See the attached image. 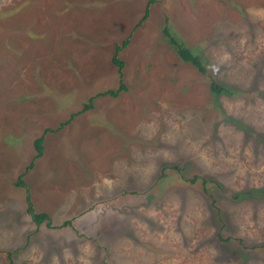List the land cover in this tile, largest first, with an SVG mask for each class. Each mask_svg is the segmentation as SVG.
<instances>
[{
  "label": "rangeland",
  "instance_id": "374dc122",
  "mask_svg": "<svg viewBox=\"0 0 264 264\" xmlns=\"http://www.w3.org/2000/svg\"><path fill=\"white\" fill-rule=\"evenodd\" d=\"M257 191L264 0H0V264H264Z\"/></svg>",
  "mask_w": 264,
  "mask_h": 264
},
{
  "label": "trees",
  "instance_id": "16d2710c",
  "mask_svg": "<svg viewBox=\"0 0 264 264\" xmlns=\"http://www.w3.org/2000/svg\"><path fill=\"white\" fill-rule=\"evenodd\" d=\"M151 2V0H150ZM148 5L149 3L146 5V8L144 10V14H143V20L146 19L147 17V12H148ZM163 33L165 34V36L167 37L168 42L170 43V45L173 47V49L175 50V52L177 53L178 57L185 63H190L200 74L207 76V70L205 68V66L203 65V63L201 62V59L198 55L194 54L190 49H188L179 39H177L174 35H172L171 33L168 32V30L166 28H164ZM126 41H123L122 44L120 46H116L115 47V54L112 57V64L117 68L118 72H120L122 70V68L124 67V63L118 58V54L121 51V49L123 48V46L126 45ZM125 86L122 82V78L120 77L119 80V85L117 87V89L115 90H107L104 93L98 94L92 98L88 99V103L83 105L82 109L78 112V113H74L71 114L70 117L68 118L67 121L63 122L60 125L61 127H64L65 125L69 124L71 122V120H73V118L87 110H89L91 108V104L93 102V100L97 97L100 96H106L109 95L112 98H117L118 95L122 92L125 91ZM210 91L216 95H219L223 92L222 87H220L213 79H210ZM50 130H45V132L39 136L38 138H36L33 142V148L35 150V157L36 158H40L42 156L43 153V140H44V135ZM52 132V131H50ZM33 168V163L30 162L29 165L26 167V171H29ZM173 170H178L176 167L172 168ZM197 177H194L193 179H191V183H194L196 181ZM207 179L202 178V185L203 187L206 186L207 184ZM16 185L18 187H22V188H26L25 183L21 180V176L18 177L17 183ZM204 191L207 192V190L204 187ZM256 193H259L262 197H264V192L261 191H257ZM248 194H251L250 192H244L241 193V195L245 196V197H249ZM233 198L235 199H239V195L233 196ZM26 201H27V207H26V213L31 217V220L34 222V224H36L37 226L41 225L43 222L46 223L47 228L51 227V223L49 221V217L47 214L45 213H35V211L33 210L31 201L29 200L28 196L26 197ZM211 202L214 204V200L211 199ZM69 225V223H64L62 226H66ZM264 249V246H263ZM8 259H9V264H13L12 260H11V256L12 253L8 252Z\"/></svg>",
  "mask_w": 264,
  "mask_h": 264
},
{
  "label": "crops",
  "instance_id": "0c3cea01",
  "mask_svg": "<svg viewBox=\"0 0 264 264\" xmlns=\"http://www.w3.org/2000/svg\"><path fill=\"white\" fill-rule=\"evenodd\" d=\"M41 213H44V212H41ZM45 214H47V213H45ZM48 215V214H47ZM67 217V216H66ZM66 217H64V219H69V218H66ZM75 217H77L76 215L75 216H73V218L72 219H70V220H64L62 223L64 224V223H69L70 225H66V226H72L73 225V222H74V219H75ZM81 223V222H80ZM80 223H79V225H80ZM43 224V223H42ZM41 224V225H42ZM62 224V225H63ZM61 225V227H65V226H62ZM45 226H46V223H45ZM47 227V226H46ZM80 227V229H69V230H77V232H80V233H83V234H85V233H91V234H93L94 232H92V231H90V229H84V227L82 226V225H80L79 226ZM50 228H52V227H50ZM49 229V228H48ZM35 234V233H34ZM94 237V236H93ZM91 238V240H88V241H92L93 240V238L92 237H90Z\"/></svg>",
  "mask_w": 264,
  "mask_h": 264
}]
</instances>
